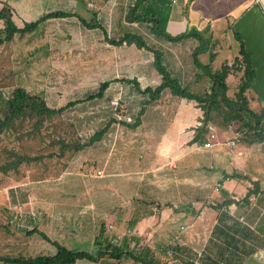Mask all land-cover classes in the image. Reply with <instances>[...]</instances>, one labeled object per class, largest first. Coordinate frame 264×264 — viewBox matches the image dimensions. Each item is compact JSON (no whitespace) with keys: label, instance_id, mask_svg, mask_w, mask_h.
Returning <instances> with one entry per match:
<instances>
[{"label":"crops","instance_id":"1","mask_svg":"<svg viewBox=\"0 0 264 264\" xmlns=\"http://www.w3.org/2000/svg\"><path fill=\"white\" fill-rule=\"evenodd\" d=\"M89 1L92 0H73L67 4V0H0V10L4 4L9 7L19 28L53 11L71 14L49 18L31 32L16 33L10 41L13 62L19 63L29 55L28 39L33 36L38 39L34 42L37 50H33V67L31 60L29 65L15 72L20 81L18 86L42 94L49 107L59 108L68 102L63 104L53 93L54 89L36 86L34 77L39 81L35 75L38 70L31 68L37 67L39 58L47 64L48 55L65 52L62 47H81L86 53L91 51L96 58L107 59L106 62L117 66L111 74L108 68L96 90L83 93L88 97L103 81H108L110 84L103 96L97 97L102 102L75 106L70 117L77 127H106V132L93 142L87 140L88 144L71 157L67 170L64 169L59 177L31 186V198L43 209V215L39 213V219L31 221L37 225L34 228L41 232L42 226L51 233L54 230L55 235L63 237L56 238L57 241L69 247L78 239L85 242L83 237L87 238L93 224L98 226V231L103 222L117 217V224L128 221L129 225L137 218L136 225L142 231L145 230L142 223H153L158 230V226L169 220L178 221L171 242L176 234L181 238L171 245L179 244L177 249L186 251L185 254L200 252L202 264H264V259L255 256L264 249V142L252 143L242 138L235 147L242 155H232L226 146L232 130L217 118L212 121L216 144L211 148L202 147L209 138V131L203 142L196 139L204 114L194 101L165 89L158 99L147 102L149 95L134 84L137 80L143 89L161 83L162 76L154 65L153 52L135 43L111 42L127 32L142 35L149 46L163 52V61L173 77L193 92H203L209 84L208 74L195 64V56L201 65L210 64L216 71L217 48H233L235 43L233 56L224 63L243 56L241 48L245 49L254 70L253 81L246 91L249 105L256 111L264 110V0L171 1L167 31L173 36L199 32L206 43L196 35L170 40L154 33L152 22L129 19L127 13L136 0H104L98 12L86 7ZM92 2L96 6L97 2ZM54 19L69 22H60L58 26L50 24ZM82 19L88 22L96 19L101 26H88ZM3 26L4 20L0 18V29ZM119 30L121 34H117ZM50 31L59 39L63 34L74 33L75 46L54 41L60 49H51L55 45L50 41ZM81 31L95 35L82 39L79 38ZM38 50L42 51L39 55L36 54ZM74 53L77 54V50ZM234 75L237 71H231L227 77L229 87V81L235 84ZM75 80L77 78L73 82ZM121 89L131 94H128L129 102L121 109L123 115L133 117L131 122L114 118L113 109L108 105L109 98ZM219 129L221 133L217 132ZM224 173L229 178L222 180L221 189L216 193L213 186ZM254 185L257 193L248 201L243 200ZM229 197L235 201L224 205ZM66 222L68 229L64 226ZM183 224L194 230L189 241L185 236L187 231H181ZM154 231L153 228L151 232ZM180 242L184 244L182 247ZM55 252L56 249L52 254Z\"/></svg>","mask_w":264,"mask_h":264},{"label":"rangeland","instance_id":"2","mask_svg":"<svg viewBox=\"0 0 264 264\" xmlns=\"http://www.w3.org/2000/svg\"><path fill=\"white\" fill-rule=\"evenodd\" d=\"M72 1L73 0H67V4H70ZM84 1L86 2V0ZM95 1L97 2L96 6L90 7L87 4L86 7L92 8L98 12L99 5L102 4L104 0ZM60 22L68 23L69 21L60 19L49 21L50 24H56L57 26L61 24ZM48 33L50 34V41L52 42V45H55L51 48L53 50L60 49L57 47L54 41L57 43L61 42L66 45L69 43L74 45L77 40L74 33L70 35L62 33L63 35L60 36L61 39L57 38L53 31ZM90 33L91 32L85 33L84 31H81L79 38L82 37V39H85L89 36H92L93 34L95 35V33ZM121 33V30L117 32V34ZM37 40L38 39L35 38V36H33L31 39H28L27 51L29 52V55L26 56L24 62L22 60L19 63L13 62V58L11 56L13 51L12 43L9 41H0V94L3 95V97H9L13 89L20 83L19 78L16 77L17 73L15 70L21 66H25L26 64L29 65L31 60L32 61L30 64H32V67L35 64V61L33 60V50L36 48L34 42H37ZM42 47H44V42ZM235 47L236 45L234 43L233 48L225 46L217 48L218 55L215 58L214 70L221 69L225 60L233 56L232 51L235 50ZM62 48L66 49L64 53L54 56H47L49 57V63L47 64L45 62L43 64L39 58L37 67L35 66V68L31 69H33V71L38 70L35 75H37L40 79L38 81V79L34 77V80H37L36 86H38L39 89L48 87V89H54L53 93L57 94L58 98H61L63 104H66L69 102V100L74 98L75 100L78 99L79 102L67 108L66 111H63L61 114L45 118L40 124H36L37 117H23L17 121V128H7L0 132V254L2 255L18 256L23 254L26 256H35L39 254H52L55 251V245L46 240L42 235H30L28 233L29 228L17 229L9 224L11 213L14 211L13 206L18 200L22 202H30L34 208L39 210L40 216H42L43 209H39L35 203L36 199L31 198V186L38 183H44V181H53L52 178L55 179L54 177H59L64 169L67 170V165L70 162L71 157L77 151H73L71 148L64 146V142L66 145L73 144L75 140H81V133H89L92 135L96 131L102 129L100 127L94 126L81 128L77 127L70 117H72L74 113L73 109L75 106H83L84 104L90 102H102V100L97 98L94 100H88L86 98L87 96L83 93L86 92V90H96L99 85L98 82L106 77L108 68L109 70L111 69L109 71L111 74V72L117 69V66L115 63L109 64L106 62L107 59L102 60L101 57L96 58L95 55L93 56L91 54V51H87V53H90L88 55L85 52L86 49L84 50V48L81 47L69 49L65 46ZM51 49L50 46H48L49 52H51ZM75 50H77V54L74 53ZM80 52H82V54ZM35 53L36 52H34V54ZM40 53H42V51L38 50L36 54L39 55ZM236 71L238 76H233L235 84H232L234 83L233 81H229V84L231 85V95L237 91V88L242 82V70L238 69ZM30 74L32 75L33 73L30 72ZM74 78H77V80L73 82ZM75 88L77 89L76 92ZM124 91L125 89L122 90V107H125V105H127L129 102V91L128 93H124ZM117 94L113 96H116ZM123 94H125V96ZM111 98H109V100ZM103 101H107V99H104ZM122 107H120L118 110L120 114L123 113V111H121ZM112 113L113 117L117 119V116L114 115V112ZM210 124L213 125L212 122ZM230 125L231 123L228 124V126ZM239 125V122L234 123V126L237 129H239ZM217 132L221 133L220 129L217 130ZM219 133L218 135L220 136ZM234 134L235 133L232 131V135L229 139H231ZM20 158H23L21 163H19ZM215 192L217 193L219 191ZM212 198H216V195ZM147 200L148 203H151L149 197H147ZM207 201L210 200L207 199ZM117 218L111 219V222L107 221L105 223L107 225L106 232L108 236L112 235L109 227L110 224H120H117ZM35 224H33V226H37ZM126 224L129 226L128 221ZM144 224L145 223L141 224V226H145V230L143 229L144 232L140 230L139 226L136 224L134 226L131 225L132 227L130 226L132 233L126 235L129 237L130 249L144 253V251L149 248V250L153 252V254L150 253V256L153 255L155 259L163 261L161 264H202L201 258L203 256L200 252H196V254H185L186 251L177 249L179 244H173L174 255L172 258H168L165 253L162 251V253L160 252L159 248L171 241V235L173 232H175L178 221L172 223L171 220H169L167 223L162 224V226H158V230L156 229L157 225L153 223L146 225ZM68 225L69 223L66 222L64 226L68 229ZM97 227L98 226L96 224H93L92 228L89 230L87 236L88 239L83 237L85 242H82V239H78L77 241H74V243L71 242L73 244H70L69 247L72 249H86L91 253H95L96 250L99 249V246L96 245L94 241V237L99 231V229L97 231ZM41 228V230L46 232L52 240H57L56 238L59 237L60 239L63 238L61 236L55 235L54 230L51 233L49 229H46L44 226ZM153 228L156 231L151 232ZM185 231H187L185 236H187L186 240H188L189 235L191 236L194 230H192V226L190 229L187 226ZM134 237L137 239L135 240ZM180 245V247H182L184 244H181L180 242ZM117 263L118 262L116 260L104 258L98 263L87 259H81L74 264ZM121 264L143 263L135 262L131 258H124Z\"/></svg>","mask_w":264,"mask_h":264},{"label":"trees","instance_id":"3","mask_svg":"<svg viewBox=\"0 0 264 264\" xmlns=\"http://www.w3.org/2000/svg\"><path fill=\"white\" fill-rule=\"evenodd\" d=\"M172 0H136L130 7L127 17L129 19H139L141 21L152 22L153 32L159 36L170 40H177L185 38L189 35H196L201 39L202 43H206L202 34L199 32H185L178 35H171L167 31V23L170 17ZM71 15L69 12L53 11L43 15L39 20L28 22L24 27L19 28L15 25L12 19V12L5 4L0 10V18L4 20V26L0 29V41H12L16 33L25 34L37 28V26L52 17H66ZM88 26L100 27L101 24L96 19L88 22L82 19ZM112 43L123 44L135 43L139 48L150 49L154 54V65L162 76L161 83L155 87L147 86L141 88L139 82L134 80V84L144 93L149 95L147 102H152L158 99L165 89H169L172 94L194 101L197 106L203 110L202 125L199 128L196 139L203 142L206 138L205 134L209 131L208 124L217 118H221L222 124L228 126L232 122H239V129L244 133L246 139L250 142H264V110L256 111L249 105V99L246 95L253 78L254 70L250 63L249 56L244 48H241L243 56L235 57L242 66L230 68L228 62L224 63L221 69L213 71L210 64L201 65L195 56V64L201 67L205 73L208 74V87L203 92H193L189 86H183L179 80L171 74L163 61V52L160 49L153 48L148 45L144 37L137 33L127 32L118 39H111ZM210 68V69H209ZM242 70V82L237 88V91L230 94V87L227 82V77L231 71ZM108 81H103L98 90L90 94L87 99H94L101 97L104 91L109 86ZM78 100L69 101L66 105L59 108H51L47 105L44 97L40 93H33L27 90L24 86H17L13 89L9 97H3L0 94V132L7 128H17V121L26 117H37V123L40 124L45 118L61 114L67 108L78 103ZM139 123V118L137 119ZM136 124V125H137ZM107 128L96 131L90 138L93 142L106 132ZM88 143L82 140H75L73 144L64 142V146L71 148L73 151L83 149ZM20 160V161H19ZM18 161L21 163L23 158ZM225 177H229L224 173ZM258 188H250L243 200L248 201L252 194H256ZM235 199L229 197L223 204L230 205ZM220 208V207H219ZM138 222L137 218H133L131 225L134 226ZM130 225V226H131ZM107 225L103 222L99 228L98 234L95 238V243L99 246L96 253H91L84 249L69 248L57 240H52L46 233L37 230L36 228L28 231L29 234L39 233L46 240L53 243L56 247L54 254H39L35 256H26L20 254L18 256L2 255L0 254V261L3 264H74L78 260L87 259L93 262H100L104 258L116 260L121 264L124 258H131L135 262H142L143 264H160V260L150 256L149 250L137 252L130 249L129 237L126 236L120 244H116L112 240V235L107 234ZM136 240L137 238L134 237ZM167 246L164 245V247ZM163 247V246H162ZM193 264V263H192Z\"/></svg>","mask_w":264,"mask_h":264},{"label":"built area","instance_id":"4","mask_svg":"<svg viewBox=\"0 0 264 264\" xmlns=\"http://www.w3.org/2000/svg\"><path fill=\"white\" fill-rule=\"evenodd\" d=\"M175 1L176 0H172V2H175ZM88 5L94 6L95 4L94 2L89 1ZM228 65L232 69H234L235 67L237 68V67L242 66V64L239 61H237L235 58L231 59L228 62ZM122 98L123 96H122V89H121L116 96H113L109 100V106L113 109L114 115L117 116V120L126 119L127 121H133L132 116H126L118 112L119 108L122 107L123 105ZM228 128L235 133L234 136L226 142V146L229 152L231 154L242 155V152H236L235 147H236V144L239 142V140L245 137L244 133L240 129H237L234 126V123H231V125L228 126ZM208 129H209V132H208L209 138L201 144V146L204 148H211L216 144L214 140L217 138V135L215 133V129L213 125L209 123ZM92 135L89 133H81L82 142H87V140H89L88 138H91ZM228 178L229 177L226 178L224 174L221 175V179L220 181H217V183L214 186V189L216 191L220 190L222 186V180H225ZM13 207H14V211H12L11 213L9 224H11L13 227L17 229L33 228L34 226L31 223V221L38 220L39 210L37 208H34V206L30 202H22L19 200L15 203ZM122 223H120L119 225L110 224L109 226L112 232V240L116 244H120L122 240L124 239V237H126V235H129L130 233H132L130 225L128 226L126 222H122ZM186 228H187V225L185 224L181 225V231H185ZM180 238H181L180 234H176L174 238L172 239V242L170 241L167 244V246L161 247L160 251L165 253V255L168 258H172L174 254H173V246L171 244L173 242H177ZM255 256L258 257L259 259H264V249L257 252Z\"/></svg>","mask_w":264,"mask_h":264}]
</instances>
